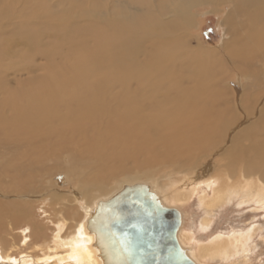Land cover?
Segmentation results:
<instances>
[{
  "label": "bare ground",
  "instance_id": "bare-ground-1",
  "mask_svg": "<svg viewBox=\"0 0 264 264\" xmlns=\"http://www.w3.org/2000/svg\"><path fill=\"white\" fill-rule=\"evenodd\" d=\"M206 2L230 5L229 37L189 49L190 8ZM196 153L215 168L106 184ZM136 184L178 210L194 264L248 250L249 231L196 242L181 209L198 194L205 229L232 197L264 208V0H0V264H109L94 219Z\"/></svg>",
  "mask_w": 264,
  "mask_h": 264
},
{
  "label": "rangeland",
  "instance_id": "rangeland-1",
  "mask_svg": "<svg viewBox=\"0 0 264 264\" xmlns=\"http://www.w3.org/2000/svg\"><path fill=\"white\" fill-rule=\"evenodd\" d=\"M39 1L50 7L51 3L58 2L60 4L61 0H38V2ZM214 8L215 6L208 2L197 4L190 8V16L193 21L192 24L184 30L185 46L187 48L202 50L218 49L222 40L224 41L225 38L229 37V35L225 33L222 20L230 8V5L224 3L221 7ZM218 51L220 52V50ZM236 78L234 73H232L229 76V81H235ZM217 157L218 156L214 153H209L208 155L196 153L195 155L193 154V156H180L176 157L174 161L165 163L162 167L160 166L157 170L152 167L134 169L131 167L132 164H129L127 170L116 172V174L105 183L112 186L115 178L121 179L126 175L133 176L132 178H140L141 180L159 178V180L164 181L163 172H172V170H177V172H181V174H187V172L190 171L199 173L204 164L211 163L215 168L216 164L213 161H215ZM50 164L51 163L46 162L43 165L49 166ZM53 165H55L54 170L58 169L60 172H68L63 161L59 160L57 165L56 163H53ZM41 168L42 165L38 168L39 174L44 171L50 172L53 170V168H50L41 171ZM204 210L205 209H203L201 205H198V194L193 195L192 199L181 209L182 225L186 230L193 233L196 242H200L197 240L199 236L206 238V240L203 241L205 242L216 234L226 236L233 232L249 231V241H247L246 244L248 248L247 251H239L238 254L225 260L212 261V264H264V208L255 207L254 204H240L236 197H232L231 200H227L223 205L216 207L209 213L210 222L205 229H201L200 223L207 215ZM34 213H37V211H34ZM40 216L44 217L45 215L41 214ZM1 221L12 223L10 218H3ZM25 228L26 227H24V229ZM3 233H5L4 230L1 234Z\"/></svg>",
  "mask_w": 264,
  "mask_h": 264
},
{
  "label": "water",
  "instance_id": "water-1",
  "mask_svg": "<svg viewBox=\"0 0 264 264\" xmlns=\"http://www.w3.org/2000/svg\"><path fill=\"white\" fill-rule=\"evenodd\" d=\"M102 205L93 227L109 264H194L176 241L178 210L161 206L145 185L125 186Z\"/></svg>",
  "mask_w": 264,
  "mask_h": 264
}]
</instances>
